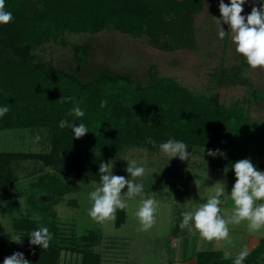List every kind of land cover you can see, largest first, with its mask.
I'll use <instances>...</instances> for the list:
<instances>
[{
	"label": "trees",
	"instance_id": "16d2710c",
	"mask_svg": "<svg viewBox=\"0 0 264 264\" xmlns=\"http://www.w3.org/2000/svg\"><path fill=\"white\" fill-rule=\"evenodd\" d=\"M205 3L206 0H5V10L14 19L0 24V107L10 106V111L0 117V131L48 129L51 149L44 154L0 152V191L17 182L12 167L15 162L34 161L49 170L34 182V192L28 199L32 212L14 219L12 224L16 234L24 235L23 244L0 239V264L14 252H22L31 264H59L64 248L54 233L50 232L53 239L46 250L29 244L28 234L41 227L31 214L45 221L56 217L53 207L75 191V181L100 184L99 164L114 160L129 148L158 149L161 143L174 139L186 143V150L220 149L224 156H209L207 170L225 175L227 167L226 176L233 185L236 177L231 165L238 160L250 159L264 172V164L251 159L254 152L264 151V122L253 121L245 108L246 101L227 106L218 94L197 95L176 80L160 76L153 67L146 84L110 69L82 79L77 72L40 63L34 53L44 45L60 43L64 34L97 35L106 30L146 36L152 46L167 52L193 50L197 47L195 20ZM90 48L74 46L80 63L86 64ZM246 66L244 60L240 66L222 67L212 73V78L219 87H249L258 101L262 95L245 76ZM103 100L107 105L102 108ZM75 103L85 113L81 118L69 115ZM64 119L74 121L76 126L84 123L89 132L75 138L71 128L59 127ZM161 179L164 182L165 178ZM44 195L49 201H42ZM6 198L9 204L5 208L12 213L16 204L12 196ZM126 218V208L118 209L116 227L120 228ZM96 231L90 230L81 242H97ZM76 251L81 253V264H102L101 255L89 246ZM234 259L224 258L222 251H203L197 253L195 264H233ZM243 264H264L263 239Z\"/></svg>",
	"mask_w": 264,
	"mask_h": 264
},
{
	"label": "rangeland",
	"instance_id": "374dc122",
	"mask_svg": "<svg viewBox=\"0 0 264 264\" xmlns=\"http://www.w3.org/2000/svg\"><path fill=\"white\" fill-rule=\"evenodd\" d=\"M219 2L220 0H206L204 10L197 16V47L193 50L167 52L152 46L146 36L133 37L115 30H106L97 35L64 34L59 39L60 43L44 45L34 53L40 63L47 66L53 64L68 72H77L82 79L110 69L146 84L148 71L153 67L160 76L176 80L197 95L218 94L220 101L227 106L236 101H246L245 108L253 121L262 123L264 67L253 69L247 63L244 68L245 76L262 95L258 101L251 88L242 85L219 87L212 78V73L222 67L232 68L242 65L244 60L247 62L243 55L236 52V45L232 41L233 33L229 32L230 25L223 22ZM260 2L261 0H245L241 14L247 17L253 4L259 8ZM224 3L230 5V0H224ZM214 18L220 19L221 25ZM220 26L228 32L223 39L218 36ZM76 45L91 47L86 64L77 60L73 50ZM37 134L41 137L39 141L35 140ZM154 147L129 148L111 161L114 164L113 174L126 179H131L126 171L129 160H136L137 166H143L146 170L142 177L134 178L136 182L143 184L141 195L129 199L123 195L127 186L122 189V199L128 206L126 221L120 228L115 224L118 209L115 219L106 220L104 223H97L88 215L92 206L89 193L100 184L87 181H75V191L53 207L52 211L56 213L53 219L45 221L40 215L31 214L33 221L41 227H47L54 233L55 240L63 246L59 264H81L82 256L76 248L83 249L88 246L90 250L101 255L102 264H195L199 252L227 251L230 253L229 257H235L245 246L251 252L257 247L259 239L264 240V227L258 231H250L247 220L228 225L231 243L226 240L207 241L194 228L191 232L187 228L181 229V213L206 203L215 194L216 188L223 186L217 182L224 184L225 191L220 197V214L226 219L230 217L235 207L230 196L234 185L226 175L208 172L207 149L186 150L191 153V157L181 161L179 157L170 159L160 148ZM50 149L48 129L0 131V152L44 154ZM251 159L264 164V151L261 154L254 152ZM41 166V163L34 161L12 164L17 182L0 191V239L11 240L10 235H17L12 225L14 219L26 217L32 212L28 199L34 192V182L49 172ZM162 177L165 178V184ZM6 195L12 196L16 204L12 213L5 208L9 204ZM152 196L158 201L155 223L147 231H142L136 212L140 202ZM42 201H49V197L42 196ZM256 203H264V200ZM90 230H97L99 239L92 245H86L81 242V237Z\"/></svg>",
	"mask_w": 264,
	"mask_h": 264
},
{
	"label": "clouds",
	"instance_id": "9594fccd",
	"mask_svg": "<svg viewBox=\"0 0 264 264\" xmlns=\"http://www.w3.org/2000/svg\"><path fill=\"white\" fill-rule=\"evenodd\" d=\"M245 0H230V5H226L224 0L219 2V10L222 14L224 23L230 25V31L233 33L232 41L236 45V52L243 55L248 65L253 69L264 67V0H261L259 8L253 4L252 11L247 17L242 15ZM14 19L10 11L5 10V0H0V24H8ZM215 19V18H214ZM221 25L220 19H215ZM245 20L247 22H245ZM221 28V26H220ZM226 33L222 28L218 36L223 39ZM74 99V98H73ZM63 101V96L59 99ZM107 105V100L101 101V107ZM10 111V106L5 105L0 107V117H3ZM70 116L81 118L85 115L84 111L79 107L78 103L69 112ZM60 128H71L75 138L83 137L88 131L84 123H79L78 126L74 121L67 119L59 122ZM41 139L37 134L36 141ZM160 150L171 158L179 157L181 161L188 160L191 153L187 152L188 145L183 141L168 139L159 145ZM208 156L215 158L217 155L224 156L220 149L208 150ZM114 164L111 161L99 164L100 185L96 186L89 193V200L92 206L88 211V215L97 223H104L106 220L115 219L117 209H125L128 205L122 199V189L127 186V191L123 194L131 199L143 192V184L136 182L134 178L142 177L145 174L143 166H137L136 160H129L126 168L131 179H126L124 176L114 175L112 172ZM234 170L236 182L231 191V198L234 202V209L230 217L227 219L221 215L220 197L224 195V184L222 187H217L215 194L211 195L206 203L194 206L192 210L183 211L181 213L182 222L180 228H187L189 232L193 228L199 232L200 236L207 240H226L229 239V224H239L241 221H248L250 231H258L264 227V203L257 204V201L264 200V172L258 170L250 159H242L231 165ZM229 169H224L225 175ZM66 182V181H65ZM158 201L154 196L143 199L140 202L136 216L139 218L142 225L141 230L147 231L155 223V212ZM38 219V217H37ZM24 235H10L12 242L23 244L21 239ZM30 245H39L46 250L50 246V241L53 239L47 227H40L31 231L28 234ZM249 255L248 249L245 246L234 259L233 264H243V261ZM230 253L225 252L224 258H229ZM3 264H31L25 259L22 252H14L11 256L5 257Z\"/></svg>",
	"mask_w": 264,
	"mask_h": 264
},
{
	"label": "crops",
	"instance_id": "0c3cea01",
	"mask_svg": "<svg viewBox=\"0 0 264 264\" xmlns=\"http://www.w3.org/2000/svg\"><path fill=\"white\" fill-rule=\"evenodd\" d=\"M259 242H260V239H259V241H258V244H257V246L259 245ZM256 248V247H255ZM254 250V249H253Z\"/></svg>",
	"mask_w": 264,
	"mask_h": 264
}]
</instances>
